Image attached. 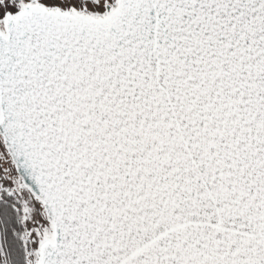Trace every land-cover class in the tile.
<instances>
[{
  "label": "snow or ice",
  "instance_id": "6c2138e0",
  "mask_svg": "<svg viewBox=\"0 0 264 264\" xmlns=\"http://www.w3.org/2000/svg\"><path fill=\"white\" fill-rule=\"evenodd\" d=\"M0 264H264V0H0Z\"/></svg>",
  "mask_w": 264,
  "mask_h": 264
}]
</instances>
